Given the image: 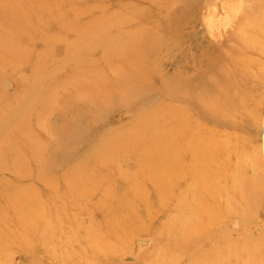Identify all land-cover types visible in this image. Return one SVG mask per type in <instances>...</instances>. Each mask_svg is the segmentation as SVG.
<instances>
[{
	"label": "rangeland",
	"instance_id": "obj_1",
	"mask_svg": "<svg viewBox=\"0 0 264 264\" xmlns=\"http://www.w3.org/2000/svg\"><path fill=\"white\" fill-rule=\"evenodd\" d=\"M123 39H131L128 48L151 46L137 64L139 73L148 70L147 77L126 92L99 87L89 92L86 85L104 80L105 87L106 75L122 67L118 55L125 57L128 49H119ZM211 43L217 48H207ZM231 49L235 63L245 69L236 74L248 90L243 114L248 120L235 130L233 147H226L220 183L210 178L209 189L217 187L229 203L219 210L223 248H243L249 255L233 253V264H264V0H0V204L16 194L36 197L48 184L55 200L45 193L47 201L25 204L20 212L29 227L36 216L45 218L37 226L47 235L44 248L7 246L0 264H185V246L169 251L167 232L185 234L184 222L195 229L209 192L202 186L191 191L182 161L170 160L169 167L151 172V160L165 165L168 153L127 147L123 132L139 110L182 104L167 97L174 75L184 80L204 70L205 55L201 68L195 60L207 52L226 63ZM105 58L117 64L107 65ZM75 63L81 70L74 74ZM143 88L146 94L136 92ZM256 102L257 125L251 118ZM101 139L106 146L99 147ZM100 151L115 154L87 162ZM75 163L81 170L91 167L81 175L86 197L70 191ZM69 196L88 199V205L83 200L72 205ZM1 209L2 227L5 219L16 217Z\"/></svg>",
	"mask_w": 264,
	"mask_h": 264
},
{
	"label": "bare ground",
	"instance_id": "obj_2",
	"mask_svg": "<svg viewBox=\"0 0 264 264\" xmlns=\"http://www.w3.org/2000/svg\"><path fill=\"white\" fill-rule=\"evenodd\" d=\"M128 32L129 30L127 31V34L125 32L124 33L128 35ZM156 39L159 40L156 36L152 38V44L157 43ZM78 42L79 38L78 41L76 40V44H78V46L76 45L77 47H75L76 52L81 49V45ZM129 42H131V39H123L119 43V49L122 51L124 48H128ZM217 42L218 41H214L212 43L214 45H217ZM212 43L209 44L207 48L211 50L213 48H217L216 46L213 47ZM148 46L150 45L145 43L142 46H135L134 48L130 47L127 49L126 53L123 54L125 57H121L122 55H118V58L120 60L117 61L119 64H122V67L117 70H113L106 75L107 81L109 82L105 87L103 80L100 83L90 84L91 86H89L88 84L86 85V88H89V92L90 90L93 91L92 87H99L100 90L104 89L105 92H109L111 90L115 92H126L128 86H135L136 82L138 84V78L142 81V79H145V77H147L146 74L148 75V70L143 74L139 73V71L137 70V64H140L142 60L146 58V56H148V52L146 50ZM233 53L234 52L231 49L230 60H226V63H220L218 58L215 57H212L210 59L208 52L203 53L200 58H197L195 60V63L199 68H201L203 65V56L205 55L206 68L204 70H196V74H191L184 80H181L176 75L172 77L171 92L167 97L171 98L172 100L181 99V105L171 104V106H168L166 104L159 103L157 104V106H152L148 110H139L137 114L132 117L129 124L124 129L125 131L123 132L125 138H123L122 141H124L127 147L140 149L141 151L152 149V151L154 150L156 154H158L160 151H163L165 155L168 153L167 155L169 156L167 157V159H164L167 162L165 165L163 163H159V161H157L156 164L151 160L149 164V170L152 169L151 172L156 169L158 170V168L162 170L165 167H169L171 161L172 163H174L175 160L182 161L181 169H183V175L186 176L187 182L191 185L189 186V188L192 187L191 191H193V189H196L197 187L202 186V190L204 189L209 192L208 195L203 198L204 203L198 211L199 223L198 225H195V229H192L190 223L185 224L184 222L182 226L187 228L185 234L178 236L177 233L173 234L171 231H169V233L166 231L168 235L167 237H170V240H172V242L167 246L169 251H171L173 248H181L185 246L184 252L182 253V256L185 257V264H233V253L236 255V252H238L242 258L249 256L244 254L245 252L243 251V248L233 250L232 252H227L223 248V241L225 237H219V228L221 224V220L219 218V210L229 207V203H226V200H224V197L221 193L219 194V191L216 189L217 187L215 188V191H211L209 189L210 178L215 177V179L217 178L218 183H220L221 173L223 169L222 165L225 163L222 160H228L226 147L228 149L233 147L235 130H237V128H241V123L248 120L243 115L244 110L248 107L249 104V102H245L248 90L247 87L243 85L244 82L238 79V76L236 74L240 73L241 75H243L242 72H244L245 69L241 65L238 67V65L235 63L234 58L232 57ZM78 57L80 59L81 54H79ZM104 62H106L107 65L109 64L111 66L117 64L116 61L111 58H105ZM124 68H129L130 72L128 74H125L124 72L120 71ZM79 69V63L73 64L74 74L77 73ZM118 70L120 71V74L117 76L116 73L118 72ZM246 74H250L249 69ZM125 77H127L128 79L121 81V79ZM137 90L136 92H141L142 94H146L148 92V89L145 88H143V90L141 91ZM129 94L130 92L127 93V96H124V99H126ZM255 106L256 109L251 118L253 119V124L257 125L258 119L260 117V111L258 112L259 103L256 102ZM240 113L241 116H239ZM76 116L77 113L75 117ZM231 130L233 131V133H227V131ZM101 140L102 143L101 145H99V147L106 146V141H104L105 139ZM6 142L7 141H5V145L7 144ZM111 146L116 147L113 142ZM58 149L60 148L58 147ZM177 151H182L183 155H174V153H176ZM114 154L115 153H110L108 156H106L100 151L99 153L95 152L91 155H88L86 158L87 162L97 161L100 159L110 160ZM2 155L4 154L2 153ZM1 160L2 157L0 155V162ZM81 162L84 164V161ZM151 164H154L155 166H151ZM0 165L2 166L1 163ZM74 166L73 176L70 177L73 179V181L70 178L67 179V181H72L71 183H73L70 191L75 192L79 196L82 195V197H86L87 194L86 190L84 189L86 186V182L85 179H81V175L85 174V170H88L91 167H88L86 169L85 166L81 170V165L75 163ZM211 172L213 175L211 174ZM119 181L121 182V180ZM121 185L122 184L120 183V187L118 185L116 187H119L120 189ZM47 186V188L42 187L41 189H38L41 190L38 196L43 198V200L38 196L24 197L26 194L23 195L24 198L21 199V196L17 198L16 196L18 194H16V196H13L16 199H11V201L6 200L2 204H0L1 212V207H3L7 211L6 214H13V216L16 217L12 221H5V219L4 225L2 227L0 226V252L7 246H12L14 244H18L22 247L29 246L32 250L35 251L44 248L41 243L46 239L47 235L45 233H38L37 226L39 223H41V220H44L45 222V218L43 219L42 216H39V218H37L36 216V221H30L35 222V224L29 227L25 226L23 224L24 222H21L20 217L22 216V214L20 212H24L25 204L28 208L32 204H41L42 202L47 201L43 197V194L45 193H47L51 197V200L55 202L53 196L50 193V190L53 189V187H51L49 184ZM68 198H70V203H72V205H79L83 201L84 202L82 204L87 203L88 205V199H83L80 197L72 199V196H69ZM223 203H225V205ZM111 204L113 205L114 203ZM159 204L161 205L162 203L159 202ZM98 207L100 209V206ZM95 209L98 210V208ZM113 209L114 208H112V210ZM82 210L86 211L87 209L83 207ZM104 214L105 213H103V215ZM144 218L146 219V217ZM12 226L14 228H12ZM34 241H36V243ZM195 241L199 244V246H195ZM221 257L229 263H225L221 259Z\"/></svg>",
	"mask_w": 264,
	"mask_h": 264
}]
</instances>
